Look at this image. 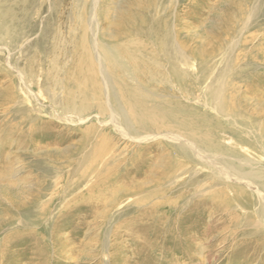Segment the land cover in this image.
<instances>
[{
  "label": "rangeland",
  "instance_id": "374dc122",
  "mask_svg": "<svg viewBox=\"0 0 264 264\" xmlns=\"http://www.w3.org/2000/svg\"><path fill=\"white\" fill-rule=\"evenodd\" d=\"M191 262L264 264V0H0V264Z\"/></svg>",
  "mask_w": 264,
  "mask_h": 264
},
{
  "label": "bare ground",
  "instance_id": "6f19581e",
  "mask_svg": "<svg viewBox=\"0 0 264 264\" xmlns=\"http://www.w3.org/2000/svg\"><path fill=\"white\" fill-rule=\"evenodd\" d=\"M6 29V28H5ZM252 243V242H251ZM257 243H261L262 244V242H257ZM251 246V245H250ZM209 254H211L210 253V251L208 252V256H209ZM191 264H194V262H191Z\"/></svg>",
  "mask_w": 264,
  "mask_h": 264
}]
</instances>
